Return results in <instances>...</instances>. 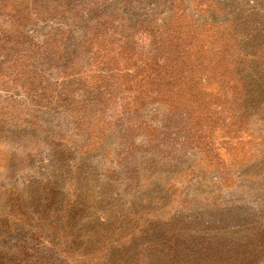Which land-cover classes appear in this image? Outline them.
Returning <instances> with one entry per match:
<instances>
[{"label": "rangeland", "instance_id": "374dc122", "mask_svg": "<svg viewBox=\"0 0 264 264\" xmlns=\"http://www.w3.org/2000/svg\"><path fill=\"white\" fill-rule=\"evenodd\" d=\"M21 235L264 264V0H0V250Z\"/></svg>", "mask_w": 264, "mask_h": 264}, {"label": "trees", "instance_id": "16d2710c", "mask_svg": "<svg viewBox=\"0 0 264 264\" xmlns=\"http://www.w3.org/2000/svg\"><path fill=\"white\" fill-rule=\"evenodd\" d=\"M244 85L246 88V92H245L246 94L244 95L247 97H251V95H249V91H250L249 83H244ZM55 186H56L55 183H51L50 185V187L52 188L51 199L45 209V214H46L45 221L47 222L48 225L49 224L57 225V221L55 220L54 216H52V214H49L50 208L53 207L54 202H57L58 200V195H56L58 191L55 192L54 190ZM19 208L21 209L20 205ZM63 217L66 219L65 215ZM143 233L147 234V230H143ZM22 236H24V238ZM31 241H32V235L30 238L29 236L21 235L20 240L17 239L14 245L8 247L5 251L0 250V252H4V253H0V259L6 261V263L2 262V264H69L67 262V259L68 257L73 256L66 253V251L63 252L62 249H58L57 244H51L50 246H46L45 248L38 249L39 247L34 248L33 244L30 243ZM168 241H170L169 251H171V256L174 259L173 261H170L171 264H181L184 260L178 259L179 257L178 243L179 241H182V239H180L179 237H172L168 239ZM150 242L151 241H148V244L146 243L141 247H137L136 252L131 257L128 258V261L125 259H121V261L117 260L118 255L115 252L114 244H108L102 247V249L98 251L99 254L96 256L95 253L93 256H91V258L97 257V259H100V261L95 264H154L155 260L153 259L154 256L153 254L155 253V246H153V244ZM198 244L199 246L200 244L203 245H201L200 247H194L197 246L194 245L192 248L195 254L201 255V258H199L198 263L196 260H190L192 264H216V263L227 264L225 263V261H220V259H222L223 256H219L218 258H216L217 260L216 259L206 260V258L204 257V255H206L207 252L206 250L208 249V247L206 246H211L212 243H208V244L198 243ZM70 248L72 249V247ZM40 250H44V252L42 254H39ZM62 255L65 257L63 258ZM94 259L95 258H93L92 260ZM213 260H216V262H214ZM210 262H214V263H210ZM183 264H189V263L185 261Z\"/></svg>", "mask_w": 264, "mask_h": 264}]
</instances>
